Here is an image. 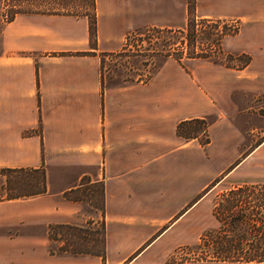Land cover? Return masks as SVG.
Segmentation results:
<instances>
[{"label":"crops","instance_id":"crops-1","mask_svg":"<svg viewBox=\"0 0 264 264\" xmlns=\"http://www.w3.org/2000/svg\"><path fill=\"white\" fill-rule=\"evenodd\" d=\"M209 1L223 8L216 15L239 20L221 49L249 62L239 69L201 63L187 88L184 82L168 87L160 98L148 90L157 73L115 87L100 82L99 54L120 48L110 45L117 22L146 10L134 0H95L94 44L83 17L22 14L4 26L0 167L43 169L45 191L0 201V264H103L99 253L50 248L54 226H101L106 256H131L175 214L153 205L185 204L168 193L185 180L178 149L202 148L208 159L224 161L219 172L226 174L246 162L264 170L263 119L250 112L246 128L234 120L248 98L257 103L264 95V0ZM207 118L206 145L176 135L178 122ZM254 120L260 125L250 124ZM219 172L205 177L199 190L220 180ZM149 186L156 198L145 195ZM96 199L100 205H93Z\"/></svg>","mask_w":264,"mask_h":264},{"label":"rangeland","instance_id":"rangeland-1","mask_svg":"<svg viewBox=\"0 0 264 264\" xmlns=\"http://www.w3.org/2000/svg\"><path fill=\"white\" fill-rule=\"evenodd\" d=\"M216 1L226 3L229 0ZM234 1L242 2V0ZM134 3L143 8L145 7L146 10H142L141 15L120 19V22H117L116 27L112 31L113 38H111L110 45L118 46L120 43L121 48L126 35L142 31L147 27H181L188 17H194L197 22L202 18L207 21L201 26L204 35L212 31V27L210 26L212 23H217L219 29H222L223 26H226V29L235 25L239 26L238 18L216 15L223 12V8L211 3L209 0H199V2L196 0H134ZM204 15H210V17H203ZM124 30L127 31L125 32ZM123 31L124 34L120 41L119 38ZM210 37L213 38V36ZM201 41H204V39ZM203 43L205 44V42ZM120 48L116 51H119ZM214 57H217L218 60L213 59ZM244 59L242 55L230 53L223 49L216 55H212L210 60L182 59L181 64H178L172 58H167L163 63L158 60L150 63V61L143 62L144 59L142 57L123 56L122 58H117L102 53L98 57L100 82L104 87H115V83L120 82L123 76L144 79L153 67L160 65L156 72L157 74L155 73V78L154 75L151 76L154 80L148 86V90L153 94L154 98H160L166 88L177 87V84L180 85L182 82L185 83V88H187L189 81L193 78V73L197 71L201 63H207L208 66L212 65L216 67H222L220 64L236 66L240 65ZM162 68L164 69L161 71ZM122 84L125 85L127 83ZM236 98L240 101L246 100L245 98H240V96ZM256 99L257 103L249 98L246 100L250 104L246 105L241 111L242 113H239L234 119L238 123V126L241 127L242 125L244 128L248 126V123L244 122V117H249L250 112L256 113L259 115V119H263L264 121V95H260ZM204 120L208 123L210 122L209 118ZM260 123L255 120L250 122L253 126H258ZM180 130L184 132L194 130V132L199 134L200 138L204 135L200 131L199 123L194 121H190L187 124L182 123ZM246 131L249 132L248 130ZM246 143L245 141L244 144ZM251 146L252 143H250ZM175 153L180 154L179 164L184 163L185 180L184 182L179 180L168 187V193L172 196L176 195L179 201H181L182 197L185 198V204L160 205L159 207L158 205H153L155 210H160L164 215H168L173 210L175 214L170 216L160 229L155 230L157 227L155 225L151 226V229L155 230L152 234L154 240L151 239L142 243L136 249L139 252L138 255L135 256L137 252H133L131 256L122 260L120 257H115L114 255L107 257L104 248L106 241L102 239L101 226L100 228L85 226L82 228L77 227V229L51 227L49 230L50 248L55 250L64 249L66 244L70 243L73 250L102 254L103 264H264V262H205L196 258V243L199 240V236L215 224L211 215V207L217 200V195L231 186L242 183L264 182V170L258 169L255 163L250 165L246 162L239 170L234 169L229 174H226L227 171L224 170L219 172V167L224 161L208 159L204 155L202 148L199 149L197 146H191L182 150L178 149ZM214 172H219L218 174L221 176V179H216L214 182L205 185L203 190H199V186L205 177L211 176ZM222 173L226 175L223 176ZM31 175L36 177L38 173H32ZM148 189L150 191L148 193L146 191L145 195L149 194L148 196L156 198L157 195L152 186H149ZM205 191L206 193L202 195ZM89 195L88 193H84V199L90 200ZM201 195L202 197L199 198ZM194 201L196 203L191 205ZM93 205H100V201L96 199ZM178 206L179 209H177ZM163 229L164 231L162 232ZM160 232L162 233L159 235L158 233ZM52 238L54 239L52 240ZM114 244L116 245H113V247L119 248L118 242ZM128 245L129 243L126 246Z\"/></svg>","mask_w":264,"mask_h":264},{"label":"trees","instance_id":"trees-1","mask_svg":"<svg viewBox=\"0 0 264 264\" xmlns=\"http://www.w3.org/2000/svg\"><path fill=\"white\" fill-rule=\"evenodd\" d=\"M22 14L83 17L88 23L90 44L96 41L95 0H0V42L4 26ZM205 22L207 21L204 18L197 22L194 17H188L185 23L177 28L147 27L126 35L119 51L102 54L117 58L142 57L143 62L150 63L155 60L163 63L167 58L174 59L178 64H181L182 59L210 60L212 55L221 51L222 39L235 34L238 26L227 27L228 29L223 26L219 29L217 23H212L210 25L212 31L204 35L201 26ZM202 39L204 41H201ZM240 55L245 58L240 65H222L235 69L245 66L249 62V56ZM213 59L218 60L217 57ZM159 66L153 67L144 79L123 76L115 85L146 82L158 71ZM190 121L199 123L200 131L204 133L202 138L194 130L187 132L180 130L182 123L187 124ZM208 125L204 119L183 120L176 125L175 133L185 140L196 139L200 146H204L209 141L206 133ZM32 173L38 175L35 177L31 175ZM44 191L43 169L0 167V201L33 196ZM211 215L215 224L199 236L196 243L197 260L230 263L264 262V182L242 183L219 193L211 207ZM57 227L77 229L73 226ZM71 247L72 244L68 243L61 250L73 254L88 252L73 250Z\"/></svg>","mask_w":264,"mask_h":264}]
</instances>
